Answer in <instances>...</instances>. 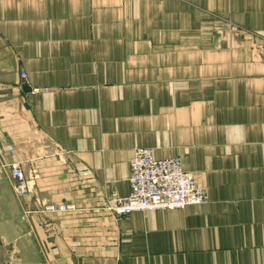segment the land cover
Segmentation results:
<instances>
[{"label": "crops", "instance_id": "crops-1", "mask_svg": "<svg viewBox=\"0 0 264 264\" xmlns=\"http://www.w3.org/2000/svg\"><path fill=\"white\" fill-rule=\"evenodd\" d=\"M137 148L181 157L206 202L116 217ZM0 249L264 264V0H0Z\"/></svg>", "mask_w": 264, "mask_h": 264}, {"label": "built area", "instance_id": "built-area-1", "mask_svg": "<svg viewBox=\"0 0 264 264\" xmlns=\"http://www.w3.org/2000/svg\"><path fill=\"white\" fill-rule=\"evenodd\" d=\"M21 76L25 78V73ZM30 92H34L33 89ZM130 193L116 197L111 212L118 218L132 212L154 210H177L206 202L204 190L197 184L194 175L183 168L181 157L156 158L150 148H137L130 160ZM17 194L28 191V182L19 164L11 166ZM70 206L53 207L66 211Z\"/></svg>", "mask_w": 264, "mask_h": 264}, {"label": "water", "instance_id": "water-1", "mask_svg": "<svg viewBox=\"0 0 264 264\" xmlns=\"http://www.w3.org/2000/svg\"><path fill=\"white\" fill-rule=\"evenodd\" d=\"M0 254H1V249H0Z\"/></svg>", "mask_w": 264, "mask_h": 264}]
</instances>
